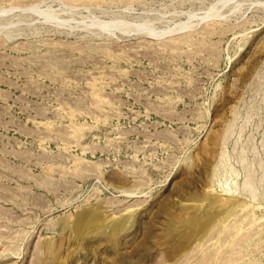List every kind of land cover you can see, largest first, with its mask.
<instances>
[{"label":"rangeland","instance_id":"374dc122","mask_svg":"<svg viewBox=\"0 0 264 264\" xmlns=\"http://www.w3.org/2000/svg\"><path fill=\"white\" fill-rule=\"evenodd\" d=\"M0 264H264V0H0Z\"/></svg>","mask_w":264,"mask_h":264}]
</instances>
